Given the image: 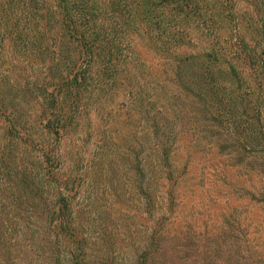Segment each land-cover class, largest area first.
<instances>
[{
	"label": "rangeland",
	"instance_id": "rangeland-1",
	"mask_svg": "<svg viewBox=\"0 0 264 264\" xmlns=\"http://www.w3.org/2000/svg\"><path fill=\"white\" fill-rule=\"evenodd\" d=\"M10 1L0 15L25 21L35 42L0 59V264H264V104L246 131L234 109L198 98L194 75L217 53L209 62L230 77L235 27L263 24L264 2L225 0L234 24L224 20L215 39L193 29L172 50L119 27L122 77L101 78L95 62L73 98L60 76L89 58L78 41L93 43V24L78 13L93 0H70L82 40L61 0ZM132 9L136 27H149ZM60 197L76 236L47 216Z\"/></svg>",
	"mask_w": 264,
	"mask_h": 264
},
{
	"label": "trees",
	"instance_id": "trees-1",
	"mask_svg": "<svg viewBox=\"0 0 264 264\" xmlns=\"http://www.w3.org/2000/svg\"><path fill=\"white\" fill-rule=\"evenodd\" d=\"M15 1L11 0L9 3L15 4ZM61 1L65 4V15L67 17L68 27L70 28L71 38H74V40H82L86 36L85 34H80L79 36L75 29V16H79L78 14H81L83 20H87L88 24H93L89 28V35L86 36L87 38H92L93 43L78 41L82 45L81 48L84 49L86 56L87 54L89 55V58L85 59L83 57L84 54L81 55L84 61H79L80 66H74V73L68 72L66 73V77L62 74L60 76L64 80L62 86H68L67 95L73 96V98L79 96L81 83L86 81V77L91 76L90 71L95 62L101 64L99 67V76L101 78L106 75H109L110 78L122 77L123 56L116 53L117 51H121L120 45L116 41L122 40V36H117L119 27L122 28L124 26L125 32L138 30L137 34H140V36L149 34L152 37V41L161 43L162 49L172 50L182 45L181 42L184 41H181L180 38H184L183 36L185 38L192 36L191 30L193 29L196 30L198 28L197 31L201 37L215 39L224 28L223 21L228 19L234 24L235 19L230 10L232 5H227L225 0H216L213 4L205 3V0H140V2H136V0H111L110 5L112 6L107 7L93 0L91 2V9L88 12L86 10H80L78 14L76 12H79V10L75 12L72 10L70 0ZM79 1L84 4L83 6L88 2L87 0H76V4H79ZM132 1L134 2L132 3ZM254 1L256 2V9L259 10L264 0ZM10 4L9 7L11 6ZM23 6H27L26 0ZM133 7H135L134 10L137 13L146 15L144 22L145 24L148 22L150 25L145 30L139 28L140 24H136L135 18L137 16L133 12ZM116 11L121 13V17L125 13L123 19H121V23V17L117 18L114 16ZM248 20L244 18V21H242L243 28L239 27V22L235 27L237 41L233 44L231 61L232 63L236 61L240 65L236 67L233 65L234 63H229L230 77L223 79L221 67H217L216 64L209 62H215V58H218L217 53L206 55L204 58L206 62L201 64L199 73H195L194 75L200 78L197 90L199 91L198 98L201 101L205 102V104L207 101H213L219 108L231 107V110L234 109L235 113L239 114H234L235 117L232 118L242 120L238 121L236 125L244 127L246 131H251L254 123L260 125V110L264 104V23L253 25L251 23L253 22L252 18L250 17L251 22ZM98 22H101L103 34H99L96 25H94ZM128 22L133 23L128 24ZM21 24L24 26L22 30H20ZM28 26L25 21L21 23L19 20L13 21V18L10 16L0 15V59L9 57L13 60L17 57L16 55L6 53V51L10 52L12 50V46L18 49L22 47L24 50L31 47L30 44L32 45L35 40L32 37L31 41V37L28 34ZM155 30L159 32H155ZM157 33L159 36H157ZM129 49L131 50V47L127 51ZM125 59L128 61V57ZM84 63L85 67H82L81 64ZM103 67L104 73L101 74ZM248 74L252 76L251 78L253 79L252 81L255 87L251 85V79ZM228 93L232 94L230 103L224 105V101L228 99ZM253 111V115H250ZM222 123L226 124L227 122L222 121ZM259 130L262 132L263 126ZM7 132L9 133V131ZM9 135H12V133H9ZM46 166H48V176L58 179L54 170H51L49 165ZM61 183L65 185L63 182ZM64 188L66 189V186ZM9 201L12 202V200ZM56 206L57 209L51 213L49 212L47 216L52 215L51 222H56L58 224L57 229L60 230L61 228L63 234L76 236L67 224L68 222L69 224L71 223L69 202L65 198L60 197Z\"/></svg>",
	"mask_w": 264,
	"mask_h": 264
}]
</instances>
